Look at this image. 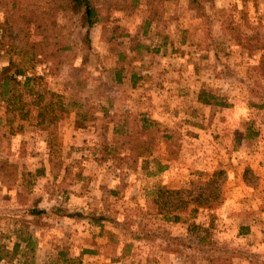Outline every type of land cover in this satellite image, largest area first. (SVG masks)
<instances>
[{
	"label": "rangeland",
	"instance_id": "obj_1",
	"mask_svg": "<svg viewBox=\"0 0 264 264\" xmlns=\"http://www.w3.org/2000/svg\"><path fill=\"white\" fill-rule=\"evenodd\" d=\"M101 1L86 40L47 0H0V69L17 58L65 105L48 134L0 95V244L31 235L33 264H264V0ZM43 4L69 48L26 62L2 23ZM215 171L218 199L160 213V192L195 193Z\"/></svg>",
	"mask_w": 264,
	"mask_h": 264
},
{
	"label": "trees",
	"instance_id": "obj_2",
	"mask_svg": "<svg viewBox=\"0 0 264 264\" xmlns=\"http://www.w3.org/2000/svg\"><path fill=\"white\" fill-rule=\"evenodd\" d=\"M202 1L211 0H188V4L190 8H194L198 11L202 8ZM100 2L102 1L47 0V3H50L53 6V14L51 15H54L58 12H63L65 15L70 17L69 19L71 24L73 23L72 19L75 18L77 23L82 28H84V39L86 40H88L89 29L101 21L102 15L99 7ZM20 5L21 2H19V6ZM43 8L44 4L37 7L29 5L22 9V11L19 9L15 14L6 15L2 23V26L5 27L6 31V34L3 38H8V40L6 39V42L10 44V47L12 46L14 52L20 54L22 59L24 58V55H28L30 53L26 62L28 60L32 61L35 54L37 52H42L43 48L49 49L55 45L57 50H65L69 48V45L66 43L67 41L62 39L66 37V35L61 33V29L64 27V25L57 23L55 18L45 19L46 11H43ZM28 34H30V38L28 37ZM32 34L37 36L39 39L32 40ZM20 38H22L23 44H20ZM0 43H2V41H0ZM22 46L28 49L26 51L22 50ZM5 52H10L9 47ZM263 64L264 62L262 59V63L260 62V65ZM25 72L26 70L24 64L21 61L19 63L17 58L10 56L8 62L3 64L0 69V95L8 104V112H10L12 115H15L16 111L20 110V119L31 120L37 118L39 128L46 130L48 134H50L53 132L52 125L59 120L60 114L65 109L64 101L57 100L54 106L50 99V91L43 83V78L37 75H26ZM18 75H22V81L17 79ZM137 78L138 77H136V75L132 76V85L135 84ZM197 99L199 102L206 105L223 104L221 101H219L220 99L217 97V95H214L204 89L199 91ZM33 113L37 114L36 117H33ZM11 121L12 118L10 119V122ZM218 174H220V171H215L212 173L211 179H209V181H207L204 185L195 186L194 189H197V192L195 193L193 189L187 191L175 189L173 191L160 192L155 199L156 203H160V208L158 210L160 213L168 216V218H171L174 222H178L181 220V218H183L180 211H183L190 203H192L190 211L193 213L199 207L218 199L220 195L219 188L210 187L215 182L213 176ZM183 192L190 196L189 199L183 201V197H180L183 200H178V197V201H176L174 204H171L170 200L168 199L170 202V207L166 205L168 201L163 199V197L165 198V193L179 196ZM162 204H164L167 209H165V207L162 208ZM171 210L173 211L171 213L172 215H169ZM41 212L42 210L36 209H31L29 211V213L33 215H38ZM17 216H20V211H14L10 214V217L13 219H15ZM15 221H18V219H15ZM195 227L197 228V225L193 226V228ZM23 241L26 242V248L20 250V244ZM31 241V235H27L21 236V238L19 237L18 241H15L11 248H7L6 246L0 244V262H12L16 258L17 261L21 262L22 264H33L34 258L32 255L25 258V255L28 251L27 247H32L30 245ZM62 255H64V253L60 251L58 256L62 257Z\"/></svg>",
	"mask_w": 264,
	"mask_h": 264
},
{
	"label": "crops",
	"instance_id": "obj_3",
	"mask_svg": "<svg viewBox=\"0 0 264 264\" xmlns=\"http://www.w3.org/2000/svg\"><path fill=\"white\" fill-rule=\"evenodd\" d=\"M100 253H104V252H100V251H98V259L100 258V257H105L104 255H105V253L104 254H102V256L100 255ZM106 258V257H105ZM120 258H115V257H113V258H111L110 259V261H111V264H119L117 261L119 260ZM17 260V259H16ZM99 260H101V262H102V264H110V263H108L107 261H103V259H99ZM99 260L97 261L98 262V264H101L100 262H99ZM106 260H107V258H106ZM2 262V264H3V262H5L6 264H9L8 262H6V261H1Z\"/></svg>",
	"mask_w": 264,
	"mask_h": 264
}]
</instances>
